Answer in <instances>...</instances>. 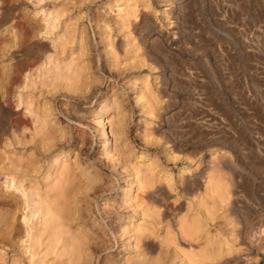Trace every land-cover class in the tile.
Here are the masks:
<instances>
[{
	"label": "rangeland",
	"instance_id": "obj_1",
	"mask_svg": "<svg viewBox=\"0 0 264 264\" xmlns=\"http://www.w3.org/2000/svg\"><path fill=\"white\" fill-rule=\"evenodd\" d=\"M0 264H264V0H0Z\"/></svg>",
	"mask_w": 264,
	"mask_h": 264
}]
</instances>
